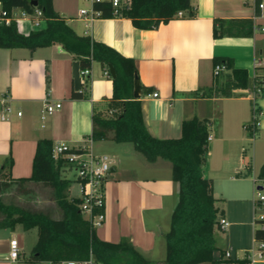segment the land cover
<instances>
[{"label":"crops","instance_id":"1","mask_svg":"<svg viewBox=\"0 0 264 264\" xmlns=\"http://www.w3.org/2000/svg\"><path fill=\"white\" fill-rule=\"evenodd\" d=\"M191 1L196 8L192 18L185 15L151 30L136 28L125 17L99 19L88 34L78 19V0H53V6L77 34L89 35L134 60L141 87L146 90L140 98L143 119L153 137L181 138L185 120H221L216 135H210L204 175L212 181L214 193L216 175L223 174L226 181L235 183L230 192L240 195L236 186L239 170L251 172L253 183L255 178L264 179L260 175L264 161L253 164L243 154V147L237 164L231 167L233 149L245 141L243 130L252 119L254 107L264 111V89L255 106L250 95L258 85L257 75L264 76V69L257 70L264 68V6L258 8L264 0ZM229 21H249L250 25ZM215 28L224 31L217 38ZM215 58L230 59L232 68L247 70L251 87L225 97L222 91L231 69L225 68L215 77ZM106 70L95 62L90 74L83 76L80 62L60 45L0 49V167L12 158L13 179L28 178L37 143L43 139L108 155L112 170L106 184V221L96 229L97 236L109 243L130 239L138 252L155 263L156 246L161 238L165 240L164 217L172 216L178 201V184L173 180L170 161L149 163L133 144L93 140V111L105 109L113 95V82L105 76ZM6 93L12 112L2 121ZM75 93H82V98L73 97ZM47 103H62V108L47 114ZM259 128L264 134V117ZM257 218L255 213L254 222ZM14 235H0V264H32L9 259ZM216 253L215 258H219Z\"/></svg>","mask_w":264,"mask_h":264},{"label":"trees","instance_id":"2","mask_svg":"<svg viewBox=\"0 0 264 264\" xmlns=\"http://www.w3.org/2000/svg\"><path fill=\"white\" fill-rule=\"evenodd\" d=\"M38 5L34 6L33 2ZM130 9L123 10L122 16L130 19L136 28L151 30L161 24L176 19L179 12L188 17L196 16V8L191 0H130ZM258 1V0H257ZM0 8L11 14L16 9L33 13L36 9L43 12L45 27L31 30L28 34L19 31L17 23L0 24V49H29L60 45L80 62L82 70L90 69L98 62L115 77L113 95L105 109H94L92 116L94 141L112 139L116 143L133 144L136 150L149 162L158 159L172 164L173 180L178 184V201L171 216L170 230L165 234V264H246L225 258V252L215 258L219 251L216 231H224L220 225L217 199L213 183L204 175L207 161L209 137L213 121L194 118L182 123V136L179 139H157L148 131L142 114L140 99L133 96L134 77L137 68L133 59L125 58L108 45L95 41L91 36H81L69 25L68 21L55 11L53 0H0ZM113 18L110 9L103 19ZM249 21H229V24ZM222 28L214 30L217 38ZM215 65L222 64L231 69L225 89V97H232L234 90L248 89L252 85L245 69H234L231 60L215 58ZM264 68H257L263 70ZM258 86L264 87V76L257 75ZM142 93H146L142 89ZM82 93L73 97L82 98ZM54 143L39 140L29 178L13 179L12 158L0 167V196L12 185L29 182L42 184L55 192L56 201L62 211L60 218L44 212H33L15 205H5L0 197V230L15 231L18 225L23 230H38V240L33 248L29 263L86 261L91 256L102 264H155L145 258L134 247L130 239L119 243H109L98 238L96 229L80 210V199L70 197V187L74 183L71 170L64 160L53 159ZM264 177V166L261 169ZM28 193V189H22ZM261 227L254 230V239L264 241V220L256 221Z\"/></svg>","mask_w":264,"mask_h":264},{"label":"built area","instance_id":"3","mask_svg":"<svg viewBox=\"0 0 264 264\" xmlns=\"http://www.w3.org/2000/svg\"><path fill=\"white\" fill-rule=\"evenodd\" d=\"M82 6L78 11V19L85 24V28L90 30L92 24L103 19L107 9H110L113 17H121L122 11L130 9V0H79ZM263 4H258V8L262 9ZM185 16L184 12H179L176 18ZM45 22L43 12L36 9L33 13H28L22 9H16L11 14L0 8V24L10 25L12 22L17 23H30L39 26L40 22ZM225 66L217 64L214 67V76L218 77L221 72L225 70ZM83 76L90 74V69L82 71ZM105 76L110 77V71H105ZM264 87L258 85L251 91V100L254 103L257 98L262 94ZM158 97V94L154 95ZM9 94L6 93L2 99L4 105V112L1 115V120H8V115L12 112V107L8 105L7 99ZM62 108V103L46 104L45 113L53 114ZM22 115L21 112L18 113ZM264 117V111L254 107L252 123L244 127L249 134H252L253 141L256 138L257 130L260 127V121ZM211 138L209 137V141ZM53 159L64 160L71 170V177L78 184L80 210L83 215L90 221L92 226L97 229L101 227L106 221V184L112 170V160L108 155H95L91 151L82 149H75L66 142H58L53 147ZM255 197H254V211L264 210V179L255 178ZM259 213V218L256 221L264 220V213ZM221 228L225 231L230 227V223L222 218L220 219ZM264 229V226H262ZM242 255L238 251L227 250L225 258L234 261H245L246 264H256L264 261V241H256L251 248L242 250ZM21 251L18 242L14 239L10 242L9 259L13 262L20 260ZM43 264H102L97 262L93 256L86 261H62V262H45Z\"/></svg>","mask_w":264,"mask_h":264},{"label":"rangeland","instance_id":"4","mask_svg":"<svg viewBox=\"0 0 264 264\" xmlns=\"http://www.w3.org/2000/svg\"><path fill=\"white\" fill-rule=\"evenodd\" d=\"M81 6L82 4L79 1V5L77 6L78 10ZM45 25V22L41 21L39 26H36L35 24L21 23L18 27L22 34H28L31 30L44 28ZM252 120L253 114L251 121L248 122L247 125L252 123ZM219 125H221V120L217 119L213 123L211 131L213 136L218 132ZM243 131L245 132V141L239 143L235 146L236 148L233 149L234 157L231 156L233 158V164L231 167L237 164L238 157L242 154V147L244 148L243 154L249 156V158L252 159L253 164L254 161H257L258 163L264 161V134L261 131V128H259L257 132L255 141L252 139V134H249L245 129ZM214 161H218V159H214ZM239 171L241 173V176H238L240 182L236 183V186H239L240 195H233L232 192H230V190L234 189L235 183L226 181L225 175L223 174L216 175L218 179L216 181L214 193V196L217 199L216 207L219 209L220 219L224 217L231 225L225 231H216L217 246L219 247V251L216 253L217 255H220L222 251L226 250H233L234 252L238 251L240 255H242L244 247L247 246V248H251L253 245L254 228L261 227V224L254 225V214L256 213L259 215L262 210L254 211L255 187L252 174L245 170ZM24 188L28 189L29 192L24 193L22 190ZM78 196V184L74 182L70 187V197L75 198ZM0 197L5 205H15L29 209L33 212H44L50 214L54 218H60L62 216V211L57 204L54 190L45 187L42 184H35L33 182L24 185L14 184L10 189L3 192ZM262 212L264 213V210ZM4 217L5 216L0 213V219H3ZM162 225L163 232L167 233L170 230L171 215L166 218L164 217ZM13 233H15V240L18 242L21 251L20 260L22 259L29 263L33 248L38 240V230L35 228L29 231H24L21 225H18L15 231L8 228L0 230V235L6 238L13 237ZM159 235L161 236V232H159ZM22 243H24V245ZM156 247L153 260H155V264H164L166 258L165 240L161 238Z\"/></svg>","mask_w":264,"mask_h":264},{"label":"water","instance_id":"5","mask_svg":"<svg viewBox=\"0 0 264 264\" xmlns=\"http://www.w3.org/2000/svg\"><path fill=\"white\" fill-rule=\"evenodd\" d=\"M33 5L37 6L38 5L37 1H34ZM110 74L112 75L113 78L116 76L115 75V71H114V69L112 67H110ZM141 95H142L141 81H140L138 73H136L135 77H134L133 96H134L135 99H140Z\"/></svg>","mask_w":264,"mask_h":264}]
</instances>
